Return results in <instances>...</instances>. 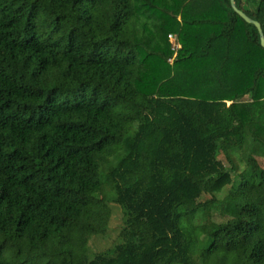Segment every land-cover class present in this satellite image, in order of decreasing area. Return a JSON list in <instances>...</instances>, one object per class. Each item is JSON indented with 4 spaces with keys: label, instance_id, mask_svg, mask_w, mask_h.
<instances>
[{
    "label": "trees",
    "instance_id": "trees-1",
    "mask_svg": "<svg viewBox=\"0 0 264 264\" xmlns=\"http://www.w3.org/2000/svg\"><path fill=\"white\" fill-rule=\"evenodd\" d=\"M256 157L264 48L229 0H0V264H264ZM105 165L127 217L93 253Z\"/></svg>",
    "mask_w": 264,
    "mask_h": 264
},
{
    "label": "rangeland",
    "instance_id": "rangeland-1",
    "mask_svg": "<svg viewBox=\"0 0 264 264\" xmlns=\"http://www.w3.org/2000/svg\"><path fill=\"white\" fill-rule=\"evenodd\" d=\"M175 37L177 36L176 33H173ZM156 44H165L164 39V32L160 31L157 37ZM161 39V43L159 41ZM218 158L225 164L228 165V161L225 159V156L221 153L218 155ZM257 161L259 162V165L264 168V159L261 157H256ZM233 163L235 164V172L234 175H238L242 173L245 169H247L246 162L242 158L241 151L237 150L236 153L232 156ZM106 165L102 168L103 174H101L103 182H104V189L106 193V200L108 201L109 205V216H108V226L107 230L104 234H97L93 235L88 240V252L97 253L101 250H104L106 248L111 247L113 244L120 242V236L119 233L125 226V219L127 217L126 212L117 204H115L112 201L113 197V190H112V182L110 179H108L106 173ZM224 193L216 194L217 199L221 197ZM211 196L209 195H203L201 197V200L209 199ZM210 217L216 221L221 220V216L216 212V210H213L211 212ZM207 222V217H204L203 213H198L193 219H191V223L193 225H201L203 223ZM141 226V224H140ZM201 245L199 244V248ZM197 253L194 254L193 260L196 264H202L201 258L199 256V250L195 249Z\"/></svg>",
    "mask_w": 264,
    "mask_h": 264
},
{
    "label": "water",
    "instance_id": "water-1",
    "mask_svg": "<svg viewBox=\"0 0 264 264\" xmlns=\"http://www.w3.org/2000/svg\"><path fill=\"white\" fill-rule=\"evenodd\" d=\"M230 1V5L232 7V9L240 16L242 17L246 22L248 23H252L259 34V40H260V45L264 48V35H263V31H262V27L261 24L257 21L252 19L251 17H249L246 13H244L241 9L237 8V6L235 5L234 0H229Z\"/></svg>",
    "mask_w": 264,
    "mask_h": 264
},
{
    "label": "built area",
    "instance_id": "built-area-1",
    "mask_svg": "<svg viewBox=\"0 0 264 264\" xmlns=\"http://www.w3.org/2000/svg\"><path fill=\"white\" fill-rule=\"evenodd\" d=\"M167 37H168V41L170 42V47L174 51L173 55L170 58H168V62L172 63L173 58L176 55V51L177 49L180 48L181 45L173 33H168Z\"/></svg>",
    "mask_w": 264,
    "mask_h": 264
}]
</instances>
